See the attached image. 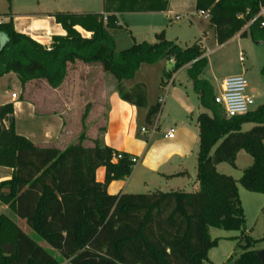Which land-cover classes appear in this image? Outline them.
<instances>
[{
	"label": "trees",
	"instance_id": "1",
	"mask_svg": "<svg viewBox=\"0 0 264 264\" xmlns=\"http://www.w3.org/2000/svg\"><path fill=\"white\" fill-rule=\"evenodd\" d=\"M170 3L104 0L103 14L56 13L53 17L67 35L53 37L50 48L17 32L13 19L0 23V79L16 74L23 85L44 81L58 90L71 68L99 66L117 80L123 101L145 108V86L126 90L124 82L134 80L143 65L174 60L167 77L190 65L188 74L200 105L211 113L199 117V189L193 193L110 195L112 182L131 177L136 166L131 155L98 141L86 147L85 133L63 151L40 148L18 134L11 119L10 127L0 130V168L13 170L11 178L0 183V201L26 222L37 240L0 215V264H212L209 253L219 240L212 239L211 228L242 232L246 245L237 264H263L254 250L257 242L246 234L238 182L219 174L217 166L236 167L239 153L245 150L253 165L239 182L245 190L264 195V105L248 115L227 118L216 103L212 83L200 78L209 61L199 45L183 49L162 33L155 44L136 43L116 51L110 31L121 27L118 14L164 13ZM263 7L264 0H196V10L210 15L220 46L241 33ZM263 23L260 18L248 30L257 44H264ZM6 110L13 114L14 106ZM159 112V105L150 108V125ZM249 124L254 128L244 132ZM100 168L106 169L103 183L97 180ZM40 240L62 261L42 248Z\"/></svg>",
	"mask_w": 264,
	"mask_h": 264
},
{
	"label": "rangeland",
	"instance_id": "2",
	"mask_svg": "<svg viewBox=\"0 0 264 264\" xmlns=\"http://www.w3.org/2000/svg\"><path fill=\"white\" fill-rule=\"evenodd\" d=\"M52 1V0H47ZM41 9L31 8L29 12L63 11L79 14L104 12V0H53ZM35 0H0L1 18L10 16L12 12H28L27 5L34 6ZM172 14H123L118 15V24L121 26L110 33L116 41L117 53L128 50L136 43L148 42L155 44L156 36L164 34L169 41L175 42L183 49L192 47L203 38L200 30L207 29L210 18L200 16L196 10V0H172ZM180 16V20L176 17ZM85 34V33H83ZM208 66L200 78L208 80L213 86L219 85L224 78L243 75L249 82L248 94L255 99L256 107L264 105V44H257L247 35H239L228 45L220 47L216 39L214 28L208 29L207 36ZM243 56V60L242 57ZM90 70L70 69L69 76L62 89V96H52L50 89L44 81H35L23 85L18 76L0 80V130L10 127L11 119L14 120L15 130L25 136L39 147L56 148L60 151L77 144L80 136L85 133L88 140L86 147L94 146L95 141L101 145V135L104 132L107 104L105 95L108 84L112 85V78L108 81L102 74L99 66H92ZM173 69L169 60L156 65L145 66L139 78L146 80L149 85L150 99L160 95L158 83L162 76L167 77L165 69ZM77 71V70H76ZM149 72V73H148ZM112 76V75H111ZM169 78V77H167ZM108 82V84H107ZM5 95V98L1 97ZM17 95L15 104L10 102V97ZM7 97V98H6ZM67 97L70 103L67 121H61L57 113H51L52 101L59 106V98ZM14 106V113H8L6 107ZM59 111V109H57ZM8 117L9 121L6 120ZM61 118V117H60ZM66 124L67 132L61 136L59 127ZM253 125H246L244 132L250 131ZM47 140H44L45 134ZM253 158L245 151H241L236 160V167L222 163L217 166L221 175L231 176L238 182L239 194L246 215V234L257 242L254 250H264V195L252 193L244 189L240 179L246 169L252 167ZM9 170L0 168V183L8 180ZM140 190V189H139ZM138 190V192H139ZM191 189H189V192ZM146 194V193H136ZM0 215L12 219L30 237L37 240V236L26 222L18 218L10 209L0 201ZM212 239L219 240V246L209 253L212 264H237L244 254L243 246L246 245L242 232L225 231L215 228L210 229ZM39 245L51 252L56 259L62 261L59 254L46 242L40 240ZM62 264H70L62 262Z\"/></svg>",
	"mask_w": 264,
	"mask_h": 264
},
{
	"label": "crops",
	"instance_id": "3",
	"mask_svg": "<svg viewBox=\"0 0 264 264\" xmlns=\"http://www.w3.org/2000/svg\"><path fill=\"white\" fill-rule=\"evenodd\" d=\"M27 1L29 3L30 0ZM50 3L53 4L54 1L35 0L34 6H31L30 4L27 5V8L29 9L28 12H12L10 16L1 18L0 23H7L13 19L17 32L28 35L44 47L50 48L53 42V37H64L67 35V32L53 17L54 14L61 13V11L29 12L31 8L41 9ZM171 7L172 0L169 11L160 14H172ZM68 13L79 14L75 12ZM206 28L207 29L200 30L203 38L196 45H199L205 51V57L209 59L206 45L208 29L212 28L209 21ZM77 30L81 33H85L87 37H91L92 35L91 33L85 32L80 27H78ZM248 30L243 29L241 33L220 47L228 45L236 37L243 35V33L248 32ZM169 61L174 66V60ZM145 66L149 65H143L134 80L124 82L126 90H131L137 85L145 86L147 92V104L145 108H138L133 104L123 101L117 92V80L110 74L102 71L106 81L111 77L113 84L109 85L107 82L108 92L105 95L107 114L104 132L101 135V146L109 147L138 159V163L136 164L131 177L123 181L112 182L108 187V192L110 195L136 194L141 192L146 194L156 192L193 193L199 189V184L197 182L200 151L199 117L204 113H211L203 109L200 105L199 96L195 92L194 84L189 78L188 71L191 68L190 65L179 70L171 78H165L162 76L158 83L160 95L156 99H150L148 83L145 79L142 80L139 78V74L144 72ZM74 68V71L79 73V69L90 70L93 67L79 64ZM170 71L171 69H165V73H169ZM11 76L16 77L17 75L10 74L1 79H8ZM227 78H224V80ZM223 82L214 86L216 96L220 95ZM46 86L50 89L49 93L52 96H57L59 94H61L59 96L63 95L62 89L64 85L58 90L52 89L47 83ZM1 97L5 98V95L1 94ZM9 100L14 104L16 102V100H13L12 96ZM69 100L70 99L67 97L64 99L59 98V106L55 103V100L52 101L51 113L59 112L55 117L60 116L61 118L59 117V119L61 121H67L70 106ZM15 105L17 106V104ZM157 105L160 106V112L156 116L153 125H150V123L147 122L148 112L150 108ZM57 109H59V111ZM65 123L61 124L59 127L61 136H64L67 132ZM252 127L254 128V125ZM144 129H146V132H143ZM170 132L174 133V137L167 139L166 135ZM47 137L48 134L46 132L44 137L45 141L47 140ZM1 169L9 170L10 173L8 179H10L13 170L5 168ZM105 178L106 169L100 168L97 171L98 182L103 183ZM189 189H191V192H189Z\"/></svg>",
	"mask_w": 264,
	"mask_h": 264
},
{
	"label": "built area",
	"instance_id": "4",
	"mask_svg": "<svg viewBox=\"0 0 264 264\" xmlns=\"http://www.w3.org/2000/svg\"><path fill=\"white\" fill-rule=\"evenodd\" d=\"M200 16L210 18V15L207 13H200ZM260 18L264 19V7L261 9L260 13L244 28V30H248L249 27L256 23ZM177 20H180V17H177ZM83 35L86 36V34ZM241 58L243 60V56ZM248 89L249 82L243 75L232 76L224 80L222 84V91L220 95L216 97V103L222 107L227 118L245 116L257 109L255 99L248 94ZM13 100H17L16 94L13 95ZM143 132H146V129H144ZM173 137V132L166 135L167 139H171ZM133 162L137 164L138 159L133 158Z\"/></svg>",
	"mask_w": 264,
	"mask_h": 264
},
{
	"label": "water",
	"instance_id": "5",
	"mask_svg": "<svg viewBox=\"0 0 264 264\" xmlns=\"http://www.w3.org/2000/svg\"><path fill=\"white\" fill-rule=\"evenodd\" d=\"M257 255L259 259L262 261V263L264 264V250L258 251Z\"/></svg>",
	"mask_w": 264,
	"mask_h": 264
}]
</instances>
